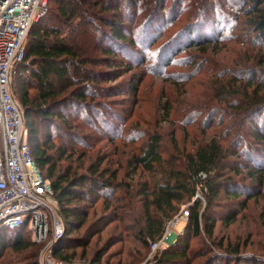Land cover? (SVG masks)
<instances>
[{"label":"rangeland","instance_id":"obj_1","mask_svg":"<svg viewBox=\"0 0 264 264\" xmlns=\"http://www.w3.org/2000/svg\"><path fill=\"white\" fill-rule=\"evenodd\" d=\"M240 4L241 0H151V8L158 12L151 25L143 28L139 17L127 24L126 35L136 46L117 51V58L108 61L121 65L116 80L102 84L108 95L96 100V108L73 114L66 130L71 134L68 142L56 141L72 153L60 166L88 174V167L100 162L104 178L115 176L111 190L93 199L84 227L72 235L82 239L93 234L84 250L66 253L69 264H90L100 253H104L102 264L154 263L161 250L172 247L182 235L180 223L167 246L156 251L139 240L142 195L162 183L159 172H164L158 169L151 175L132 165L152 136L160 138L161 158L167 170L174 171L198 146L221 142L227 157L214 182L243 194L238 199L221 194L214 200L208 212L216 221L212 238L202 234L190 242V264H209L215 256L213 264H264V143L251 141L248 114L231 108L251 106L255 85L264 81V66L256 59L263 48L249 45L254 35L246 31V17L236 11ZM196 22L203 26L191 33ZM252 71L256 77L249 87ZM263 94L258 90L259 96ZM253 149L256 164L262 166L255 175L253 160L244 155ZM201 190L197 189L195 201L203 208L206 198ZM190 205L180 204L176 216ZM232 214L236 218L228 226L216 220ZM43 248L40 245V252Z\"/></svg>","mask_w":264,"mask_h":264},{"label":"trees","instance_id":"obj_2","mask_svg":"<svg viewBox=\"0 0 264 264\" xmlns=\"http://www.w3.org/2000/svg\"><path fill=\"white\" fill-rule=\"evenodd\" d=\"M156 11L157 7L151 8V0H48L47 13L33 25L27 36L24 59L17 68L13 83V95L22 110L31 156L50 181L59 205L64 233L51 253L65 263L71 262L70 256L66 255L68 251L86 248L92 233L82 239H74L72 235L84 227L93 199L111 190L115 176L104 178L106 171L99 172L100 162L95 167H88V174H78L60 166L72 153L66 144L56 145V141L67 139L63 143L68 142L71 134L66 130L73 114L96 108L99 106L96 100L108 95V89L102 84L115 81L116 72L121 70L118 68L121 65L108 61L117 58V51L124 52L129 45L136 46L130 35H126L128 25L139 17L142 27H149L157 18ZM236 11L246 17V31L254 35L249 45L263 48L257 52L256 59L260 66H264V0H241ZM199 25L203 26L202 22L193 24L191 33ZM150 42L151 37L148 45ZM251 74L249 87L256 77L255 72ZM254 88L248 110L231 108L243 115L248 114L251 141L263 144L264 94L259 96L258 90H264V81L260 80ZM160 149V138L152 136L142 154L133 158L132 165L148 174L153 175L158 169L164 171L163 174L159 172L162 183L155 185L150 194L142 195L143 226L139 240L142 244L147 243L150 250L152 243L162 239L167 223L181 208L178 206L192 203L186 209L187 220L182 235L172 247L161 250L153 263L190 264V242L202 234L212 238L216 221L208 212L214 200L221 194L233 199L243 194L229 191L214 182L227 157L221 142L212 140L198 146L193 154L184 157L181 169L177 171L167 170ZM254 153L255 149L244 155L253 160L251 173L255 175L259 172L257 167L262 166L256 164L258 160ZM198 188L206 198L203 208L201 202L195 201ZM235 218L232 214L224 220H216L228 226ZM39 252L40 245L33 241L32 234L25 227L0 229V264H38ZM103 255L92 257L90 264H102ZM216 258L210 259L209 264L217 262Z\"/></svg>","mask_w":264,"mask_h":264},{"label":"built area","instance_id":"obj_3","mask_svg":"<svg viewBox=\"0 0 264 264\" xmlns=\"http://www.w3.org/2000/svg\"><path fill=\"white\" fill-rule=\"evenodd\" d=\"M47 7L48 0H0V229L25 227L36 244L44 245L38 264H69L55 262L51 253L63 236L64 222L51 183L31 156L22 110L13 95L27 36ZM186 220V211L170 220L164 237L150 249L167 246L171 231Z\"/></svg>","mask_w":264,"mask_h":264}]
</instances>
